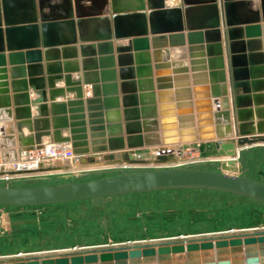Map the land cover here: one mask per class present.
<instances>
[{
	"label": "water",
	"instance_id": "obj_1",
	"mask_svg": "<svg viewBox=\"0 0 264 264\" xmlns=\"http://www.w3.org/2000/svg\"><path fill=\"white\" fill-rule=\"evenodd\" d=\"M168 1L0 0V73L4 72L5 50L14 52L11 55L14 58H21L24 50L27 64L32 65L36 72L29 75L28 85L33 86L41 97L39 116L34 118L30 113L27 84H24L25 93L15 104L14 116L9 104L0 105V121L5 122L3 131L0 129V163L16 159L19 149L40 144L43 136H51L53 142L69 143L79 155L80 163L95 162V154L101 152L104 163L94 172H113L58 183L18 185L0 180V206L45 205L82 199H90L103 206L117 194L171 188L220 190L264 203V179L248 175L246 156L254 154L252 150L255 148L264 158V107L255 109L253 115L249 109L251 92L245 60L251 53L237 54L233 51L236 44L233 35H241L242 29L248 39L260 36L264 0H257V8L250 10L249 14L247 8L253 0H177V5L167 6ZM221 25L224 35L229 36L224 42L230 50L226 61L231 108L235 115L234 140L228 138L232 135L231 115L224 83L223 58L220 57ZM251 32L255 34L249 35ZM203 34L213 36L216 42L213 46L218 49V59H212L208 53L211 45L206 41V69L202 67L203 54L193 55L192 52V47L194 50L198 48V45L192 46L195 44L192 40L201 41ZM185 37L191 45L189 56ZM125 38H129L127 45H118L113 49V40ZM172 39L179 43L173 45ZM78 42L82 49L90 42L107 46V59H112L115 51L120 75L123 71L129 72L131 81L128 84L132 87L133 79L137 80L138 89L133 88L130 94L122 97L125 142L121 139V130L113 133L107 96L104 90L100 94V85L95 80L91 86L92 95L86 99L92 138V147L89 148L80 80L71 79L69 74L77 71L76 67L64 62L62 69L59 63L53 62L46 65L44 76L38 65L41 48L53 55L55 47L63 48ZM166 47L172 55L169 61L164 60L161 53V49ZM149 54L152 55L154 68L158 69L154 82L150 80ZM254 55L258 56V71L262 75L259 79L252 78L251 84H264L263 56L259 52ZM187 57L191 58L189 64ZM56 59L59 60L58 57ZM214 60L218 61L217 66H214ZM100 73L103 76V70ZM0 76V86L5 87L6 77ZM60 79H63L64 87H55V81ZM84 80H88L85 74ZM100 82L104 89L103 77ZM141 82H145L146 87L141 88ZM111 86L114 87V84ZM0 92L6 93V89ZM70 92L74 93L73 98L53 102L56 96ZM255 92L259 91H252ZM245 101L248 104L243 106L241 103ZM262 105L264 103L254 106ZM48 106L52 116L51 126L49 118H45ZM22 125L28 126L29 134L26 136L20 134ZM62 129H68L69 135L62 137ZM105 136L107 139H104ZM196 141H204L206 148H210L207 153L221 160L177 166L105 168L123 162L159 164L175 161L172 152L158 153L151 159L132 155L142 147ZM237 147L240 148L238 151ZM62 168L61 165L40 163L36 168L10 170L8 173L25 174L13 178L15 181H33L43 180L46 173ZM20 214L22 211L10 212V215ZM103 223L106 226V222ZM0 264H264V229L187 240L103 246L56 255L0 257Z\"/></svg>",
	"mask_w": 264,
	"mask_h": 264
},
{
	"label": "rangeland",
	"instance_id": "obj_2",
	"mask_svg": "<svg viewBox=\"0 0 264 264\" xmlns=\"http://www.w3.org/2000/svg\"><path fill=\"white\" fill-rule=\"evenodd\" d=\"M143 154H148L144 151ZM248 175L264 177L255 163L258 154L251 158L247 155ZM142 167H153L144 165ZM259 169L264 171V160ZM113 172L79 174L69 178H52L42 182L58 183L63 181L81 180ZM11 184H29L24 180H10ZM137 197H141L138 200ZM246 202L248 199L236 195L222 194L211 190L169 189L160 192L142 191L140 195L128 193L111 196L105 205L93 203L90 199L68 201L66 203H50L30 206H0V235L5 236L2 244V254L18 251H36L48 248H77L85 246H113L134 241L136 243L169 240L171 236L182 233L191 235H219L230 228H249L264 226V210L251 208L252 222L221 224L225 215L214 211V219L208 218L198 225V230H187L191 222L201 220L207 208H200L198 204L209 202L221 203ZM258 204V202L253 201ZM194 204L195 206H192ZM197 204V205H196ZM256 206V205H255ZM33 210V213L29 211ZM22 211L20 215H8V212ZM218 211V212H217ZM2 212V213H1ZM186 216L194 219L185 220ZM235 218H239L240 216ZM234 218V219H235ZM176 219V222H175ZM182 219V224L176 226ZM184 219V220H183ZM106 222L104 226L103 222ZM220 221V224H218ZM215 222V223H214ZM173 223H176L175 226ZM171 228L172 230H168ZM261 229V228H260ZM6 249V250H5Z\"/></svg>",
	"mask_w": 264,
	"mask_h": 264
},
{
	"label": "crops",
	"instance_id": "obj_3",
	"mask_svg": "<svg viewBox=\"0 0 264 264\" xmlns=\"http://www.w3.org/2000/svg\"><path fill=\"white\" fill-rule=\"evenodd\" d=\"M253 4H251L248 8H247V13H250V10H255L257 8V0H253ZM167 6H172L169 5L168 2H166ZM177 5V3L175 4ZM244 27V26H241ZM204 31V30H203ZM259 33L260 36L259 37H255V38H246V32L244 29H242V34H235L233 35V40L236 41V44L233 46V51L237 54L239 53H251V56H247L246 60H245V67L247 68V77L250 80V84H249V90H250V104L251 106L249 107L252 115L255 114V109H260L259 107H264V105L262 106H254L255 104H262L264 103V91H261L264 88V84L260 83V84H255L252 85L251 84V79H259V77H261V73L258 71V67H259V63H258V56L254 55L255 52H259L262 54L263 59H264V22H260V26H259ZM255 34L253 32H251L252 35ZM225 38H229L228 35H224V30L223 27L221 25L220 27V32H219V43H220V48H221V55L220 57H222L223 59V70L225 72V86H226V90H227V96L229 98V106H230V115H231V137H228L229 139L234 140L236 138L235 136V132H234V117L235 115H233L232 112V108H231V99H230V86H229V81L227 79V61H226V54L228 53V48L225 46ZM129 41V38H125V39H119V40H113V49H115L116 46L118 45H127ZM185 41V47L187 49V54L189 56V50L188 48L191 46L190 44L187 43V38H184ZM193 43L192 46L194 45H198V48L194 50V48L192 47V52L193 55H199V54H203V57H201V61L203 62L202 67H205V69L208 67V61H207V51H206V41H208V43L211 45V47L209 48V55L212 59H218V49L215 48L213 45H215L216 42L215 38L213 36H205L204 34L202 35V39L201 41L199 39H193L192 40ZM228 41V39H227ZM239 41H243V43L241 44ZM165 42H167V39L165 40ZM171 43L173 45L178 44L179 41L176 39H172ZM87 46V47H86ZM54 50H56L55 54H51V53H46V51L44 50V48H41V62H38V65L41 68V71L43 73L44 76H46V65L53 63V62H57L60 64V66H62L63 69V63L67 62L70 65H72L73 67H76L74 69H77V71H72L69 74L71 75V79L73 80H80V89H81V93H82V109H83V113L85 114V122H86V127H87V141L89 142L88 147L91 148V131L89 130L90 125L88 124V111L86 109L87 104H86V99H88L89 97H91L92 95V89L91 86L94 84V81H98V85L99 89H100V94H103V90L105 91V95L107 96V106L109 107V122L110 125L113 129V133L117 134V130H121V134H122V138L123 142H125L126 139V131H125V121H124V114H123V105H122V97L124 94H130L131 91H133L134 89H138V83L137 80L133 79L134 81V85L132 87V84H128L130 83L129 81H131L130 79V73L123 71L122 75H120L119 73V62H118V58H117V54L115 53V51L113 52L112 55V59H107L106 53H108L109 49L107 46L105 45H98L96 42H90L89 44H86L85 47L82 49L79 42L76 44H72V45H68V46H64L62 48V46H57L54 48ZM151 51V49H150ZM230 51V50H229ZM161 53H162V57L164 60L169 61V57H171L172 55H170L169 53V47L166 48H162L161 49ZM14 54V52H8L7 50H5L4 52V66H2L4 69L3 73H0V75H4L6 77V86L5 87H1L0 86V91L6 89V93H1L0 92V105L3 104H9V109L11 110L12 116L13 115V110L15 108V104L19 102L20 100V95H22V93H25L24 90V84H27V93H28V99H29V105H30V113H31V117H37L39 116V109H38V105L39 103H41V97H40V93L35 90V88L33 86L28 85V79H29V75L30 74H35L36 72L34 71V69L32 68V65L29 66V64H27V59H26V55L24 50H22V56L21 58H14L11 55ZM174 55V54H173ZM58 57L59 60H57L56 58ZM63 57H65V59H62ZM46 58H49V61H46ZM149 58L151 59V63H150V74L152 77H150V80L153 79V82L156 78L155 73L158 71V69L156 70L154 68V63L152 61V55L149 54ZM189 57H187V62L189 64L190 62ZM127 61H123V63H126ZM218 61L214 60L213 64L214 66H217ZM264 65V64H262ZM1 68V66H0ZM22 68V69H21ZM83 68H85L86 70H83ZM166 68H161V70H165ZM1 70V69H0ZM101 70H103V76L101 75ZM207 71V70H205ZM207 73V72H206ZM84 74L85 76H87L88 80H84ZM142 75L146 74L145 72H141ZM1 77V76H0ZM103 77V80L105 82V87L104 89L101 87V79ZM22 81H25L24 83H22ZM145 81V80H142ZM121 82L123 83V87L121 86ZM114 84V87L111 86ZM146 83L145 82H141V88L146 87ZM55 87H64V83H63V79L60 80H56L55 81ZM4 88V89H3ZM242 89V88H240ZM259 91V92H255L252 93V91ZM255 96V97H254ZM74 97V93L70 92V93H65V95L63 96H56L53 99V102H61V101H65L68 98H73ZM49 105V101L46 102ZM103 104V102H102ZM243 106L248 104L247 101L241 103ZM116 106H118L116 108ZM46 120L49 118V125H52V116H51V110L50 107H47V116L45 117ZM13 121L14 117H13ZM255 121V119L253 120ZM4 121H0V129H2L3 131V125H4ZM51 128V127H50ZM68 129H62L61 130V136L66 137L69 135L68 133ZM112 131V130H111ZM1 133V132H0ZM21 135L26 136L29 134L28 131V126L27 125H22L21 127ZM214 134V131H213ZM14 135L16 136L17 133L16 131L14 132ZM104 139H107V136L104 137ZM47 140H51V136H43L42 137V141H47ZM201 142V151L202 153H204L205 155H210L211 153H207V151H210V148H206L205 146V142L204 141H200ZM141 148L136 149L135 151H140ZM240 148L237 147L236 150L238 151ZM254 154H252L251 158L255 157V155L258 154V157H261V154L258 150H256L255 148L252 150ZM116 152V151H115ZM96 156V161L95 162H87V163H80V162H76L75 167L74 168H64L65 166H63L62 169L55 171V172H51V173H46V178L43 179L47 180V179H52V178H69L75 175H79V174H87V173H93L95 168H97L98 166L103 165L102 163L103 160L101 158V152H98L95 154ZM62 166V165H61ZM105 168H112V167H105ZM95 173V172H94ZM13 180V179H12ZM33 210L29 211L30 213ZM2 213V212H1ZM2 214H0V219ZM8 215H10V212H8ZM0 256H3V254L0 252Z\"/></svg>",
	"mask_w": 264,
	"mask_h": 264
},
{
	"label": "built area",
	"instance_id": "obj_4",
	"mask_svg": "<svg viewBox=\"0 0 264 264\" xmlns=\"http://www.w3.org/2000/svg\"><path fill=\"white\" fill-rule=\"evenodd\" d=\"M144 151H147L148 154H143ZM174 153L176 159L175 161H170L166 163H148V164H129V163H121L116 166H108L112 168H123L128 169L132 167H139L144 165H153V166H177V165H189L198 162H209V161H216L221 160L215 157L214 154L205 155L201 151V142H188L182 144H175V145H164V146H150V147H142L140 151H134L132 156L140 157V158H154L158 153ZM79 155L76 154L69 143H60V142H53L50 140L42 141L40 144L25 147L18 150L17 158L5 162L0 163V180L10 181L17 176H25L24 173L19 174H9L8 171L10 170H24V169H31L36 168L41 163L43 165H62L66 166L67 168H74L76 162H79ZM237 162V158H236ZM238 163V162H237ZM1 171H3L1 173ZM264 229L262 227H247V228H230L224 231L223 234L241 232V231H250L255 229ZM209 235H191L188 233H182L179 236H171L169 240H162V241H172V240H187L190 238H197ZM151 242V241H150ZM155 242V241H152ZM161 242V241H156ZM136 242H128L123 244H133ZM140 243V242H139ZM142 243V242H141ZM120 244V245H123ZM98 247V246H97ZM96 248V246H85L83 249H71V248H48V249H40L36 251H18L15 253L10 254H3L0 257H8V256H44V255H56L64 252L69 251H77V250H84V249H92Z\"/></svg>",
	"mask_w": 264,
	"mask_h": 264
},
{
	"label": "trees",
	"instance_id": "obj_5",
	"mask_svg": "<svg viewBox=\"0 0 264 264\" xmlns=\"http://www.w3.org/2000/svg\"><path fill=\"white\" fill-rule=\"evenodd\" d=\"M43 180H33V181H26L28 182L29 184H33V183H40L42 182ZM171 189H183V188H171ZM184 189H187V188H184ZM188 189H193V188H188ZM199 189V188H198ZM162 190H169V189H159V190H152V191H155V192H160ZM201 190H211V191H216V192H220L222 194H230V195H236V196H240V197H244L246 199H248V201L246 202H240V203H228L226 202V200H223L221 203H216V202H209V203H205V204H196L197 206H199L200 208H204V209H210L209 211L205 212L204 213V216L201 218V220H196L193 218V216H186L185 217V220H191V219H194V221H192L191 225L189 228H187V230H198V225L200 223H203V221H206L208 218L212 217L214 219V211L213 210H219V213H221L222 215L224 214L225 215V218L222 219V225L225 224H234V225H239V226H242L240 224L242 223H250L252 222V218H251V211L252 209L251 208H258V209H261V210H264V203L261 202V201H258V200H255V199H252V198H249V197H246V196H243V195H239V194H234V193H231V192H224V191H220V190H212V189H201ZM149 192V191H147ZM133 194H137V195H140L141 192H135ZM138 200H141V197H137ZM253 201L255 202H258V204H254ZM192 206H195L194 204H191ZM256 205V206H255ZM14 206H19V205H14ZM218 212V211H217ZM234 215H238L240 216L239 218H235L236 216ZM235 218V219H234ZM184 220V219H183ZM182 219L180 220V222L178 221V223H173L174 226L176 224L179 225V224H182ZM175 222H176V219H175ZM215 223V222H214ZM220 224V221L219 223ZM175 226V227H176ZM168 230H172L171 228H167ZM4 243V244H3ZM2 244L3 246L5 245V248H8L5 244V236H2L0 235V252L2 251ZM6 250V249H5Z\"/></svg>",
	"mask_w": 264,
	"mask_h": 264
},
{
	"label": "flooded vegetation",
	"instance_id": "obj_6",
	"mask_svg": "<svg viewBox=\"0 0 264 264\" xmlns=\"http://www.w3.org/2000/svg\"><path fill=\"white\" fill-rule=\"evenodd\" d=\"M263 160H264V158L261 156V157L258 159V161L255 163V167H256V169H258L259 172H263V173H264L263 170L259 169V167H260V163L263 162ZM247 166H248V165H247ZM248 168H249V167H248ZM247 172H250V171L247 169ZM259 178L264 179V177H259Z\"/></svg>",
	"mask_w": 264,
	"mask_h": 264
},
{
	"label": "bare ground",
	"instance_id": "obj_7",
	"mask_svg": "<svg viewBox=\"0 0 264 264\" xmlns=\"http://www.w3.org/2000/svg\"><path fill=\"white\" fill-rule=\"evenodd\" d=\"M177 3V0H169L168 4L169 5H175Z\"/></svg>",
	"mask_w": 264,
	"mask_h": 264
}]
</instances>
